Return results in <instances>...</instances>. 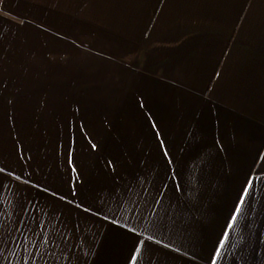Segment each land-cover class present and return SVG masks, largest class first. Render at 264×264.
Masks as SVG:
<instances>
[{
	"label": "crops",
	"instance_id": "obj_1",
	"mask_svg": "<svg viewBox=\"0 0 264 264\" xmlns=\"http://www.w3.org/2000/svg\"><path fill=\"white\" fill-rule=\"evenodd\" d=\"M214 260L264 264V0H0V264Z\"/></svg>",
	"mask_w": 264,
	"mask_h": 264
},
{
	"label": "snow or ice",
	"instance_id": "obj_2",
	"mask_svg": "<svg viewBox=\"0 0 264 264\" xmlns=\"http://www.w3.org/2000/svg\"><path fill=\"white\" fill-rule=\"evenodd\" d=\"M241 203H243V200L241 201ZM236 211H237V213H239L240 208L238 207V208L236 209ZM236 218H237V217L234 215V216L232 217L233 221H235ZM230 227H231V225H230ZM226 235H227V234H226ZM221 246H223V244H222ZM217 255H219V251L217 252ZM213 264H216V261H215V260L213 261Z\"/></svg>",
	"mask_w": 264,
	"mask_h": 264
}]
</instances>
